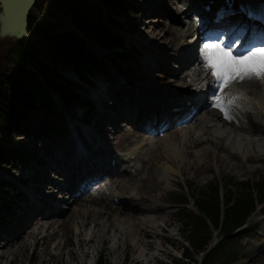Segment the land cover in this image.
Instances as JSON below:
<instances>
[{"label": "rangeland", "instance_id": "obj_1", "mask_svg": "<svg viewBox=\"0 0 264 264\" xmlns=\"http://www.w3.org/2000/svg\"><path fill=\"white\" fill-rule=\"evenodd\" d=\"M127 1H129L137 10V18L134 19V30H130L128 27L129 24L127 23H130L129 17L126 15H121L118 17L119 21L123 23V26L116 27V31L123 38L126 47L131 46L134 48V50H136L137 56H135V58L131 61L113 58V55L109 49L99 48L94 43H92L94 49L100 55L104 64L102 68L95 70L89 75L93 81L89 84V87L84 86L86 91L81 89V86L76 87L77 89H81V91L75 90L81 98L80 105H75L77 104L78 100L71 101L67 105L68 110L66 112L63 110L62 113V111L59 110L60 116L56 111V107V109L52 111L54 117L48 122L54 125L57 132L61 131V135L59 136L56 133H50L46 135L41 130H39V123H37L39 114L37 113L34 114L35 123L33 126L31 124L29 126L31 129L30 133L22 134L15 131L12 134V137L8 139L9 145H17L19 147L22 160L17 166L13 164H6L4 167H2L0 169V178L4 179L6 176H8V174L9 176L12 174L14 177L13 182L17 185L19 190L21 189L22 192L20 194L21 196L19 197L13 188L2 182V186L0 187V204L3 201V197H5L8 201H10V199L13 200L12 204L17 202V209L14 217H10L11 220L7 222V226H0V230H2L0 231V244L6 242V239H8H4L5 235H10V233L15 235L16 231L24 227V224L26 223L25 215L27 214V210L29 208V200L27 199L26 195L31 191L30 189L36 190L35 193H40L37 184H42L41 180L43 178V173L41 168L46 166V162L48 165V160H53L58 156L59 153L56 147L61 144V142H67L66 137H69V130L72 127V124L70 123H76L77 120L84 115L86 106L84 105L83 98L88 97V95L93 96V90L100 89V84L106 82L104 86V93H110L111 98L107 100L105 97L104 100H106V102L102 103L105 105H111L112 103L117 102L118 106L120 107L118 99H112V95L115 93L113 91L115 89V84L113 86L108 85L111 82L124 83L130 90L133 87L142 93L147 91L149 93L165 94L173 91L171 88H174V85L177 82L176 79L182 78L185 71L184 67H178L175 65L176 63L181 64L180 58H176L177 55L181 56V51L178 48L180 42L171 44V46H169V44L166 45L165 43H167L166 41L172 39L174 36H177V33L182 32V30L188 24L190 18L192 19V15L189 14V12H186L187 14L185 15L183 11L186 8L188 0ZM174 12L177 15L175 17L171 15V13ZM196 19L197 16H195L193 20L197 21ZM13 40V35L0 33V46L2 49ZM205 43L206 42L203 41V45ZM194 47L196 50L198 48V44H194L193 48ZM175 48H178L179 51H177V53L175 52L176 55L173 56L172 54L174 53ZM117 49L120 48H114V50ZM199 50L201 51L202 48H199ZM165 67L171 69L172 72L165 71ZM61 68L63 70V74H66L67 72V75L70 78H76L73 73L68 70V68L63 66H61ZM186 72H188V70H186ZM234 84L239 83L235 82L231 85ZM164 86L165 89H163ZM95 108L96 105L94 106V109L90 108L92 109L91 112L86 113L88 119L86 121L90 122V126L87 128L93 125L95 126L97 124L96 120L99 121V119H97L99 114ZM112 108L113 107H110L113 112L118 113L116 109ZM64 113H68L69 115L66 120H63ZM58 120L60 121L57 122ZM40 122V125H42L44 122H46V118ZM261 126L264 129V124ZM108 127L109 130H106L107 126L106 128H102L105 137H107L105 145L106 147H109L107 148L108 151L110 149H114V146L123 152L129 149V145L131 143L127 142V140L131 137L128 136V132H131L133 129H135L131 119L120 118L116 120L114 124L108 125ZM180 131H178V133H180ZM64 133L65 136L63 137ZM139 133L141 136L136 137V139H139L138 142L143 146L142 157L144 159L149 158L150 162L153 160L154 163V165L152 164V179L145 182H142L141 180L137 181L135 179L140 175L144 176V173L141 172L140 174L135 175L133 172L134 170L130 172L119 171V173L115 172L111 175L114 176L112 177V181L114 183L112 186L117 192L119 191L128 197L131 195H136V187L138 185H159L157 189L152 191L151 196L147 197H154V199L151 198L148 202H151L152 206H157L156 211L151 208L142 213L147 214L145 217H148L155 224V227H162V229H159V238L155 236L156 233H154V236L150 237V239L155 242V246H157L159 249V253L157 255L159 261L154 257L152 260H150V264H196L193 263L192 258L199 256L200 253L204 254L206 249H208L212 243L215 244L217 241H219L221 238V232L218 229H215L214 226L211 225V221L207 218L205 220V224L199 228L198 236L203 239L206 234L210 233L211 238L208 242L209 245L200 252L195 250L194 245L188 237L191 229L193 228V224L190 222V217L188 214H197L198 211L199 214L202 213L197 206L196 199L193 198L195 195L201 196L202 193H206L208 190L207 187L217 183V180L220 177L222 179V190L224 195L227 192L225 191V188L228 187L229 191H232L233 197L237 198L241 193L250 191L249 188L252 184L256 185L258 181L260 182L264 179V162H246L245 165L247 166L248 170L240 169L238 165L236 166L238 161L236 162V160L230 157H225V161L227 163H224L223 161H217L213 154V150L215 148L209 143H204L205 148H207L210 153H208V155H204L205 153H200L195 157L194 162H191L192 165L187 167L183 164L182 160L187 159L188 161H191L192 157L184 153V148L182 147L183 142L181 140H177L176 144L174 145L176 150L175 155L173 154L174 152H172L173 157L163 159L162 156L165 157L163 154H165V152H170L168 150V146L162 141L163 136H161L160 133L155 132L141 131ZM167 133H171V131ZM261 135L263 136V134ZM176 137L180 138L179 135ZM14 141H16V143H14ZM109 142L110 144L108 145ZM171 145H169V147ZM145 150L146 152H144ZM196 150L194 153L198 154ZM221 155L224 156L223 153H221ZM148 164V162H145V167ZM182 164L184 165L183 167ZM64 165L65 163H63V169L65 167ZM168 166H172L173 170L168 169ZM51 168L52 167H49L45 173L46 181H49L48 174L49 179L52 177V174L55 176L57 175V170H53ZM162 168L167 170L166 183H163L157 179L158 171ZM127 175H130L131 177L128 178L126 177ZM133 178L134 181H132ZM223 178L226 179L225 184ZM240 181H243V183L248 186L245 185V187L240 188V183H238ZM258 184L260 185V183ZM142 188L143 192H146V189L144 187ZM186 192H188L187 202L183 203L184 205L174 206L170 203L174 202V200H171L173 195L176 193H178V195H184ZM89 194L90 192H86L83 194V196H88ZM13 196H16L17 201H15ZM229 204H233V199L225 201L224 206L227 207ZM75 206L76 205H73L72 208H75ZM176 207H179V209L174 212V208ZM3 209L4 208L0 206V212H2ZM10 210L12 212L13 207ZM257 212L259 213L255 212L256 214L254 213L250 216V221L248 224L249 228H246L244 231H240V229H238L240 231L239 234H234L233 232L237 230L234 227L231 231L232 233L227 235V237L230 238V241H232L230 247L238 254V258L232 261L231 264H264V198L263 202L257 205ZM17 216H19L18 220ZM58 217V221L61 222L63 216L59 215ZM158 223L159 225H157ZM57 229L58 227L56 230L54 229V233L52 235L47 236L45 244L42 243V239L39 238L38 235L36 236V246L32 245V237L27 239L25 244H21L18 250H16V256L18 258L22 256L23 261L22 263L16 262V264H72V262L67 259V250L73 247L72 244L61 249V253L59 254L60 258H50L49 253L53 250L55 241L59 240V242H66L67 244L68 235L71 242L74 244L72 226L70 230L67 224L63 225V232L57 231ZM52 231L53 229H48L46 232L43 231V233L49 235ZM142 234L143 233L141 231V235ZM133 236L134 235L131 234L126 239L125 245L118 249V254L122 261L120 264H146V259L143 260V258L136 257L139 246H142L143 241L137 240V244L134 245ZM145 239L146 236L144 237V240ZM234 241L236 242L234 243ZM107 243L108 242L103 244V248L98 257H101L103 261L102 264H114L111 260L113 254L108 252L106 248ZM185 243H187L188 247H190V251L187 255L184 253V256L181 258L179 254L182 251V247ZM99 244L98 246H100ZM46 248L47 252H44L42 255L44 260L41 261L39 258L40 253L42 250H46ZM146 250L149 252V254H151L152 251H156L155 248ZM220 250H223V248H220ZM218 252L213 257L219 256L218 254H220V251ZM95 255L93 256V254H90L85 259L87 264H92L91 262ZM1 256L2 254L0 253V264L5 262V259Z\"/></svg>", "mask_w": 264, "mask_h": 264}, {"label": "bare ground", "instance_id": "obj_2", "mask_svg": "<svg viewBox=\"0 0 264 264\" xmlns=\"http://www.w3.org/2000/svg\"><path fill=\"white\" fill-rule=\"evenodd\" d=\"M201 1L205 2L206 0H189L185 10H183L184 14L186 15V12L191 10L203 11L199 5V2ZM257 1L260 5H264V0ZM212 5L213 3H210V6ZM171 15L173 17L177 16L175 12L171 13ZM200 24L205 28L202 21H200ZM195 30H197V23L193 20L192 16V19L190 18L188 24L182 32L177 33V36H174L172 39L166 41L167 43H165L166 45L169 44V46H171V44L180 42L178 48L182 52V56H180L182 66H189L192 61H198V65L190 67L191 70L187 72V74H183L182 81H177L175 83V90L172 93L167 95L155 93L153 94L156 96L154 98H150L151 95L142 93V95H144V97H142L139 90H136L135 92L127 88L124 83L111 82L112 85L111 83L108 85L113 86L115 84V89L113 90L115 93H113L112 96L115 99H117L116 97L120 98L118 99V102L120 109L122 110L121 114L124 115L125 113L126 115L135 116L137 125L142 123L143 118L148 116L153 117L154 114H157L156 123L159 128L164 127V125H170L169 127H173V116L177 111L168 110L167 105H177L178 101L175 98L176 94L184 88L195 87V89H198V93L194 91H192V93L195 95L196 102H198L200 106L201 104L203 105L202 110L194 115L196 117L192 116L183 120L188 125L185 129L180 131V133H177L175 131L176 128L173 127V131L171 132L173 134L169 133L164 135L162 141L168 146V150L170 152H165V154H163L165 157L162 156V158L167 159L173 157V154L175 155L176 151L174 145L177 140H181L183 142L182 147L184 148V153L192 157L191 161H188L187 159L182 160L183 164L189 167L192 165L197 155L200 153L208 155V153H210V151L204 146V143H209L215 148L213 150V154L217 161L227 163L225 161V157H230L236 160V162L238 161V164H234H236V166L238 165L240 169L248 170L245 165L246 162H264V136H261V134L257 135L256 130L253 127L251 114H247V117L250 119L249 126H236V123L231 118L226 119L217 112V100L212 99V103L210 102L208 104L204 101V95L211 97L212 94H214L209 91L222 90L223 88H220L218 85L214 87H210L208 85L209 83L214 82V77L211 75L210 70L205 69L202 55L197 58L196 52L191 51V48L192 50L194 48L189 47L195 44V42H197L200 38L201 33L200 31H197V36L195 37V40L192 41L191 35ZM189 38L190 41L188 40ZM178 48H175L174 51H179ZM167 69L169 68L165 67V70ZM258 82L261 81L251 80L239 82L238 87L244 88L246 92L254 94L258 93L259 88H261V84ZM105 83L106 82L100 84V89L93 90V96H95L94 98H97L96 93L101 95L103 98L101 102H106V100H104L105 97L107 100L111 98L110 93H104ZM202 86L206 87V91L201 88ZM239 95L241 94L239 93ZM187 96H185V98ZM242 96H244L247 101L252 102L251 98L247 94ZM226 98L228 99V97ZM160 101H164V104L161 105ZM231 101L228 99V101L225 100V102H220L223 104L227 112L232 110L231 107H229ZM100 105V109L103 111V113L100 112V120H104L106 119L105 113L109 109V105H105L103 103H100ZM194 107L198 108L197 104H194ZM254 107H259V105L254 104ZM260 110L262 111V115H264V99L260 101ZM70 124H72V127L69 130L70 135L68 138V145L71 146V150L67 153L63 144H59L58 153L60 157L54 158L50 161L48 160V165L46 162V166L41 169L43 178L46 180L45 173L48 168H62L57 161L64 158L65 165H67L69 170L68 175L62 174V176L57 179L59 182H49L52 186L48 187L47 190L48 193L52 192L56 194L61 201H63L62 198H65V195H69L68 201H64L66 208L61 209L56 205H53L55 203L49 200L51 198H44L43 200L42 197L35 194V190L31 191L29 193L30 210L26 215V223L24 224V227L16 232L14 238L6 239V242L0 244V253L2 254L1 257L5 259V262H2L1 264H16V262L22 263L23 257L20 256L18 258L16 256V250H18L21 244H25V241L32 237V245L36 246L37 235L42 239V243L45 244L48 235L43 233V231L46 232L49 228L56 229L57 227V231H62V227L65 224L69 226L70 230L72 226L74 244L71 242L68 235L67 244L66 242H59V240L55 241L53 250L49 253L50 258H60L59 254L61 253V249L72 244L73 247L67 250V259L70 260L72 264H87L85 259L92 253L99 254L103 248V244L108 242L106 248L108 252L113 254L111 259L112 262L114 264H120L122 261L119 257L118 249L121 246H124L126 239L133 234L134 245L137 244V240L143 241L142 246H139L136 257L143 258V260L146 259V264H150V260L154 257L156 258V255L159 253L158 247L155 246V242L150 239V237L154 236V233H156L155 236L159 238V229H162V227H155V224L148 217H145L147 214L140 213V210H149L153 207L152 203L148 201L151 198L154 199V197H147H150L152 191L157 189L159 185H138L136 187V193L138 192L142 195L140 194V201H138V204L136 205H129L128 198L121 193L120 196H122V200L119 204H116L112 198L114 195H117V193L112 191L113 187L111 185L114 184L111 178V173L114 168L108 172L110 168L107 163L102 159L97 160L98 157L106 153V149L103 146L104 143L102 144L101 139L97 136L98 131L96 127L93 125L87 128L90 124L84 126L80 121H77L76 123L71 122ZM238 131L256 136L246 137L238 133ZM260 131L263 132L264 130L260 129ZM177 134L180 138L176 137L178 136ZM128 136L134 137V140L130 141L131 144L129 145L130 147L127 157L131 163L127 165V167H135L138 164L136 160L131 158V154L136 152L135 149L139 148V139H136L135 137L138 136V133L130 132ZM169 145L171 146L169 147ZM132 147L135 148L130 149ZM140 148V151L142 152L143 147L140 146ZM195 150L198 154L194 153ZM172 152L174 153L172 154ZM221 153H223L224 156H222ZM145 160L146 161H144L143 158H140V156L138 157L140 165H138L135 170H137L138 174L144 172L146 175L145 177L140 176L139 178H136L135 180L137 181L141 180L142 182H145L152 179V162H150L149 158ZM145 162H148L149 165L143 169ZM183 164L182 167L184 166ZM167 168L173 170L172 166H168ZM75 177L79 179L78 183L83 181V184L80 187H76L74 184L73 181H75ZM104 177H107L108 180L104 181L102 185V182H99L102 188L94 187L92 194L82 196V192L91 183H93L96 179H101L100 181H102ZM126 177L130 178L131 176L127 175ZM60 178H62V181H60ZM157 179L166 183L167 170L165 168L158 171ZM132 181H134V178ZM142 187L146 189V192H143ZM42 188H44V186H42ZM109 198L111 199L110 202L108 201ZM135 200H137V198L131 200V202H135ZM73 205H76L75 208H72ZM49 210L51 212L50 215L47 213ZM59 215L63 216L61 222L58 221ZM157 225H159V223ZM141 231L143 233L142 235ZM145 236L146 239L144 240ZM98 244L100 246H98ZM151 248H155L156 251H152V253L149 254L146 249ZM44 252H47V248L44 251L42 250L40 253L39 258L41 261L44 260V257H42Z\"/></svg>", "mask_w": 264, "mask_h": 264}, {"label": "trees", "instance_id": "obj_3", "mask_svg": "<svg viewBox=\"0 0 264 264\" xmlns=\"http://www.w3.org/2000/svg\"><path fill=\"white\" fill-rule=\"evenodd\" d=\"M136 12L135 7L127 0L34 1L28 12L27 34L15 38L3 49L0 46V168L6 163L18 165L22 160L19 147L9 145L8 139L15 131L30 133L29 126H33L35 112L44 108L51 110L49 89L69 102L81 99L77 92L72 90L75 81L64 76L61 66L73 69L77 76L86 80L88 74L102 68V58L87 44L83 36L97 47L109 49L113 58L124 61L135 58L136 50L131 46L126 47L114 27L123 26L118 16L126 15L130 20V23H127L129 29L134 30ZM59 19L69 21L83 36L75 30L59 28ZM116 47L120 49L114 50ZM83 99L89 108L93 107L87 98ZM48 121L40 125L39 130L46 135L57 133L54 125ZM2 182L0 180V186ZM238 183L240 188L246 185L243 182ZM255 186V189L250 187V191L241 193L237 198L233 197L232 191L226 187L224 201L233 199V204L225 207L222 218L216 183L210 185L207 192L201 196L195 195L197 206L204 215H188L193 224L188 237L195 250L204 248L211 238L210 233L203 239L198 236L199 228L205 224L207 218L212 226H219L223 238L216 246L206 251L202 264H231L237 257L234 250H227L226 253L222 251L220 257L212 256L222 248L223 241L228 240L227 235L232 229L242 224L254 208V196L257 195L259 200L263 198L264 183ZM16 191L20 192L18 189ZM178 196L177 200L187 199L185 195ZM11 205V201L3 197L0 206L4 209L0 212V221L5 222Z\"/></svg>", "mask_w": 264, "mask_h": 264}, {"label": "snow or ice", "instance_id": "obj_4", "mask_svg": "<svg viewBox=\"0 0 264 264\" xmlns=\"http://www.w3.org/2000/svg\"><path fill=\"white\" fill-rule=\"evenodd\" d=\"M204 67L218 82L220 88H227L235 82L251 80L264 81V45L252 46L234 54L231 47L218 42H208L202 47ZM216 106L230 119L222 103Z\"/></svg>", "mask_w": 264, "mask_h": 264}, {"label": "water", "instance_id": "obj_5", "mask_svg": "<svg viewBox=\"0 0 264 264\" xmlns=\"http://www.w3.org/2000/svg\"><path fill=\"white\" fill-rule=\"evenodd\" d=\"M35 0H0V33L15 38L27 34L29 9Z\"/></svg>", "mask_w": 264, "mask_h": 264}]
</instances>
